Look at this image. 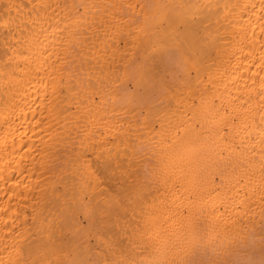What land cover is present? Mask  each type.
<instances>
[{"label":"bare ground","instance_id":"obj_1","mask_svg":"<svg viewBox=\"0 0 264 264\" xmlns=\"http://www.w3.org/2000/svg\"><path fill=\"white\" fill-rule=\"evenodd\" d=\"M0 264H264V0H0Z\"/></svg>","mask_w":264,"mask_h":264}]
</instances>
